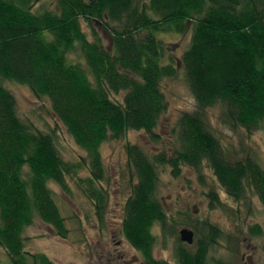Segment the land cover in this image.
<instances>
[{
  "label": "trees",
  "instance_id": "16d2710c",
  "mask_svg": "<svg viewBox=\"0 0 264 264\" xmlns=\"http://www.w3.org/2000/svg\"><path fill=\"white\" fill-rule=\"evenodd\" d=\"M189 29L190 43L178 56L164 36ZM180 68L196 106L179 117L171 153L125 145L131 194L122 233L149 264H166L153 256L156 226L177 238L178 264H209L221 235L205 220L189 225L194 249L181 241L158 197L166 170L178 178L191 169L207 188L211 210L224 208L221 193L239 204L257 198L264 209V167L247 143L264 127V0H55L52 8L43 0H0V247L10 264H54L26 249L25 231L39 218L68 237L50 183L69 194L70 179L84 168L86 193L104 223L102 147L133 131L160 142L157 129L169 107L163 82ZM8 83L47 101L85 156L65 160L57 130L23 119ZM213 108L241 135L239 144H225L213 130Z\"/></svg>",
  "mask_w": 264,
  "mask_h": 264
},
{
  "label": "rangeland",
  "instance_id": "374dc122",
  "mask_svg": "<svg viewBox=\"0 0 264 264\" xmlns=\"http://www.w3.org/2000/svg\"><path fill=\"white\" fill-rule=\"evenodd\" d=\"M43 1L45 6L52 8L55 5V0ZM96 28L105 43H108V35L99 26ZM191 35L192 30L189 29L185 35L168 34L164 38L169 44L175 45V54L180 56L188 47ZM7 86L17 99L18 112L23 119L30 120L43 130H57L58 146L65 160L77 162L85 156L86 153L66 132L47 101L37 100L26 86L16 83H8ZM163 90L169 107L157 129L160 142L153 143L144 132L133 131L126 139L108 142L102 147L106 167V181L102 183V188L109 195L104 223L98 220L94 203L86 193L88 185L84 179L89 177V171L84 168L78 176L70 179L69 194L63 192L58 185L50 183L66 217L68 237H59L54 229L36 218L34 224L25 231L28 251L44 253L54 264H149L122 233L124 204L131 194L125 145L130 142L148 152L166 150L171 153L169 148L174 141L172 131L179 117L184 112H192L196 106L181 68L177 78L164 80ZM219 113L218 108L208 111V120L213 130L225 144H239L241 135L224 125L219 119ZM247 143L264 167V127ZM215 187L220 191L218 186ZM207 193V188L200 185L191 169H185L178 178H173L169 170L161 174L158 197L172 221L178 224V235L181 229L190 228L189 225L205 220L220 229L218 243L209 252V264H217L219 261L230 264H264V231L256 234L254 229L257 225L264 229V209L260 201L253 198L247 204H239L221 193L224 208L211 210ZM154 234L157 237L154 258L166 264H178L177 238H165L159 226L155 227ZM185 245L190 249L195 248L193 244ZM0 264H10L1 247Z\"/></svg>",
  "mask_w": 264,
  "mask_h": 264
},
{
  "label": "water",
  "instance_id": "95a60500",
  "mask_svg": "<svg viewBox=\"0 0 264 264\" xmlns=\"http://www.w3.org/2000/svg\"><path fill=\"white\" fill-rule=\"evenodd\" d=\"M181 241L187 244H193L195 240V233L190 228H183L179 231Z\"/></svg>",
  "mask_w": 264,
  "mask_h": 264
},
{
  "label": "flooded vegetation",
  "instance_id": "af4514ba",
  "mask_svg": "<svg viewBox=\"0 0 264 264\" xmlns=\"http://www.w3.org/2000/svg\"><path fill=\"white\" fill-rule=\"evenodd\" d=\"M145 260V259H144Z\"/></svg>",
  "mask_w": 264,
  "mask_h": 264
}]
</instances>
